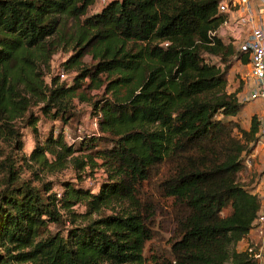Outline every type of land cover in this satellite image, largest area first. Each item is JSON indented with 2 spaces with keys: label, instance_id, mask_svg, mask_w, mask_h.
<instances>
[{
  "label": "trees",
  "instance_id": "16d2710c",
  "mask_svg": "<svg viewBox=\"0 0 264 264\" xmlns=\"http://www.w3.org/2000/svg\"><path fill=\"white\" fill-rule=\"evenodd\" d=\"M218 1L109 0L92 11L97 0H0V264H146L167 197L174 235L153 264H257L239 244L260 196L237 173L261 127L253 113L248 129L236 119L247 103L226 76L231 57L249 60L209 35L223 20ZM68 47L63 67L77 73L46 82ZM101 87L97 131L67 141L73 100ZM40 116L49 130L25 154L20 128L36 133ZM69 168L75 181L53 191L46 178Z\"/></svg>",
  "mask_w": 264,
  "mask_h": 264
},
{
  "label": "rangeland",
  "instance_id": "374dc122",
  "mask_svg": "<svg viewBox=\"0 0 264 264\" xmlns=\"http://www.w3.org/2000/svg\"><path fill=\"white\" fill-rule=\"evenodd\" d=\"M100 8V3L95 4L91 8L92 11L98 10ZM71 24H69L68 28L71 27ZM71 47H68L67 50L61 49L54 53L50 60V70L45 75V81L49 82L51 76H54L58 74V77L60 80H71V78L77 73L76 67L75 68H65L63 67L64 61L71 55L72 53ZM231 61V68L228 71V74L226 76V82H227V90L233 91L236 89H239L238 91V100L240 102L243 101L245 104V109L240 113L238 116H236V119L239 124L243 126V128L248 129L249 128V120L250 116L255 114L257 116V119L259 120L258 123H260L259 127H261V109L259 106V102L257 99L245 101L243 100L242 96L243 94L247 93L249 89L251 88V81L249 77L247 76V72L249 71V66L247 64H242L240 60H237L233 57L230 59ZM92 59L89 55H86L82 59V64H91ZM64 70L65 74L64 77H61L60 70ZM102 77H105L103 74ZM102 88H93L87 93L88 100H73V107L74 112L76 114V117H72L67 125L65 126L68 134L71 136V140L73 139L74 144L77 143L79 140V137L81 134H84L87 132H93L97 131V127L95 124V118H93V115L91 113L92 106L91 102L93 99L100 97L102 93ZM242 100V101H241ZM37 106H33V110H36ZM41 118V116H40ZM55 130L58 129L59 126L58 122L54 123ZM50 123L42 121V118L38 121L36 125L37 132H33L32 128L29 126H21L20 132H21V139L23 142V148L22 152L25 154H28L29 151L32 149V147L35 144L36 137L39 134L43 135L44 133H47L49 130ZM236 131V130H235ZM259 133V131H258ZM70 140V141H71ZM256 147L251 152L250 155L244 156L242 161V167L237 173V180L239 183L243 184L246 187H253L256 188L255 191H262V187L264 184V144L261 142V139L257 141ZM25 176H28L26 173ZM98 176V175H97ZM54 179L56 180V183L53 187V191H61L60 182L65 179H70L75 181V172L73 170L66 169L62 171L61 173H57L53 176H49L46 179ZM84 185L89 187H95L97 182L92 178H87L83 182ZM96 190V187L93 189ZM161 201V208L155 209L154 219H153V228L157 232V235L154 239L148 240L145 244L144 253L146 257V264H153L151 257L154 252L158 250H167L169 246V241L173 238L174 235V222L171 220L169 211L167 210V206L170 203V199L163 198ZM75 209L78 212H82L84 207L78 206ZM110 213L111 211L109 209H104L103 213ZM93 217H97V214H93ZM254 241H258L257 233L255 231H252L249 233L239 244V248H243L247 243H253Z\"/></svg>",
  "mask_w": 264,
  "mask_h": 264
},
{
  "label": "built area",
  "instance_id": "2783aa9c",
  "mask_svg": "<svg viewBox=\"0 0 264 264\" xmlns=\"http://www.w3.org/2000/svg\"><path fill=\"white\" fill-rule=\"evenodd\" d=\"M108 1L97 0V3L102 6ZM217 13L223 20L215 29L209 31V35L231 42L235 48L247 55V76L251 81V88L242 98L248 102L254 99L259 102L262 116L260 135L264 144V0H219ZM64 74L65 71L60 70L59 75L64 77ZM64 136L67 141L71 140L68 131H64ZM261 190L258 191L260 211L255 226L249 232L255 231L258 241L247 243L242 248L257 264H264V184Z\"/></svg>",
  "mask_w": 264,
  "mask_h": 264
},
{
  "label": "crops",
  "instance_id": "0c3cea01",
  "mask_svg": "<svg viewBox=\"0 0 264 264\" xmlns=\"http://www.w3.org/2000/svg\"><path fill=\"white\" fill-rule=\"evenodd\" d=\"M238 96H239V94H238Z\"/></svg>",
  "mask_w": 264,
  "mask_h": 264
}]
</instances>
